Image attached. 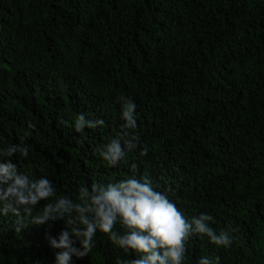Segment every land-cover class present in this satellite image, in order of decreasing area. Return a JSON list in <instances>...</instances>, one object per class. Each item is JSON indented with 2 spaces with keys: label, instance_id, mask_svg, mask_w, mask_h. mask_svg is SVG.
Masks as SVG:
<instances>
[{
  "label": "trees",
  "instance_id": "16d2710c",
  "mask_svg": "<svg viewBox=\"0 0 264 264\" xmlns=\"http://www.w3.org/2000/svg\"><path fill=\"white\" fill-rule=\"evenodd\" d=\"M120 96L149 151L113 168L96 149L121 132ZM78 114L105 126L76 132ZM21 138L29 156L11 159L58 195L147 178L186 219L208 214L234 238L193 235L185 264H264V0H0V149ZM15 219L0 214V264H57L46 236L63 221L17 232ZM117 258L137 254L98 231L70 264Z\"/></svg>",
  "mask_w": 264,
  "mask_h": 264
},
{
  "label": "clouds",
  "instance_id": "9594fccd",
  "mask_svg": "<svg viewBox=\"0 0 264 264\" xmlns=\"http://www.w3.org/2000/svg\"><path fill=\"white\" fill-rule=\"evenodd\" d=\"M122 104L121 132L110 137L109 142L96 151L110 167L128 163V155L140 148V155L146 156L149 148L141 147L137 129L136 105L130 98L118 97ZM66 127L73 125L61 119ZM105 126V121L87 120L84 114L74 119V129L83 133L85 128ZM29 127L35 125L29 121ZM17 153L22 158L29 156V149L23 145H12L0 149V214H12L16 219L17 232L30 225L53 226L51 222L63 221L64 228L58 237L47 235L50 246L60 251L56 254L57 264H70L72 257L84 258L95 246L97 232L107 235L114 246L124 253L130 251L137 258H117L116 264H185L187 244L193 235H207L218 247L228 248L233 243L229 231L217 234L208 225L212 217L201 214L191 221L172 202L167 193L155 190L147 178L130 177L117 182L90 187L80 186L75 200L57 194L53 182L45 177L32 179L19 171L11 159ZM133 171L137 165H131ZM41 201L44 204L41 206ZM120 225L123 231L117 230ZM234 231V230H233ZM77 242L79 247H77ZM198 264H219V257H201Z\"/></svg>",
  "mask_w": 264,
  "mask_h": 264
}]
</instances>
